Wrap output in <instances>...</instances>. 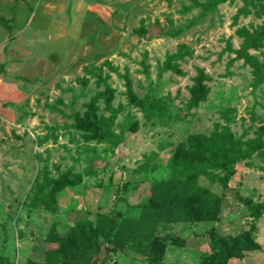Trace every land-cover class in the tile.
Segmentation results:
<instances>
[{"label":"rangeland","instance_id":"1","mask_svg":"<svg viewBox=\"0 0 264 264\" xmlns=\"http://www.w3.org/2000/svg\"><path fill=\"white\" fill-rule=\"evenodd\" d=\"M210 1L0 0V264H92L117 212L106 264H199L190 239L208 232L246 233L240 264H264V36L247 50L258 65L238 53L264 0ZM196 134L257 146L231 188L170 167L169 144ZM195 186L222 196L215 217Z\"/></svg>","mask_w":264,"mask_h":264},{"label":"trees","instance_id":"2","mask_svg":"<svg viewBox=\"0 0 264 264\" xmlns=\"http://www.w3.org/2000/svg\"><path fill=\"white\" fill-rule=\"evenodd\" d=\"M196 2V0H194ZM227 0H211L210 3L202 4L205 12H209L216 5ZM197 3V2H196ZM245 41L242 49L238 50L246 62L255 66L258 65L255 57L248 53V48L256 46L260 41L261 36H264V27L254 34H245ZM129 98L131 101L146 112L153 114L158 109L153 105V97L140 99L135 96L133 91L129 90ZM110 108V103L108 104ZM170 154V167L180 176L193 181L195 185L197 178L202 173H208L207 169L221 170L223 173L220 178L223 186L231 188L229 182L231 177L240 170L239 162L249 158L257 149V146L252 141H243L241 138H233L230 134H225L220 142H216L214 137L202 134L191 135L186 148H181L174 144H169L167 147ZM201 152V155H200ZM178 182L165 183L164 186L169 188L163 193L166 198L173 196L171 205L173 209H177L180 200L176 192ZM190 187V186H189ZM192 203L198 209H203L207 217H215L220 211L224 200L222 196L212 190H202L198 186L194 189L191 187ZM150 202H147L148 205ZM147 206V205H145ZM52 209L58 211V204L53 202ZM183 220L184 218H178ZM122 213L109 217L108 222L99 227L100 240L96 244L98 250L95 253L92 264H106L108 259L113 254L120 252L123 247L122 238ZM191 243L199 246L201 250L199 264H240V260L244 255L245 250L253 247L251 240L246 233L238 232L232 236H218L214 232H208L200 235H195Z\"/></svg>","mask_w":264,"mask_h":264}]
</instances>
